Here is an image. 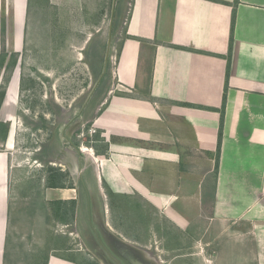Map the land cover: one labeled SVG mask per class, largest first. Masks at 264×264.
Returning a JSON list of instances; mask_svg holds the SVG:
<instances>
[{
  "label": "crops",
  "instance_id": "obj_1",
  "mask_svg": "<svg viewBox=\"0 0 264 264\" xmlns=\"http://www.w3.org/2000/svg\"><path fill=\"white\" fill-rule=\"evenodd\" d=\"M75 5L62 27L76 15L90 25L76 14L89 11L111 30L113 0ZM114 12L122 39L100 75L110 89L83 109L92 145L71 143L63 125L57 166L0 150V264L139 257L114 232L130 225L124 202L143 231L151 215L185 230L211 210L219 244L200 264H264V0H120ZM37 16L29 0H0V46L17 50ZM223 222L233 234L220 235Z\"/></svg>",
  "mask_w": 264,
  "mask_h": 264
},
{
  "label": "rangeland",
  "instance_id": "obj_2",
  "mask_svg": "<svg viewBox=\"0 0 264 264\" xmlns=\"http://www.w3.org/2000/svg\"><path fill=\"white\" fill-rule=\"evenodd\" d=\"M51 1L29 0L31 15L39 16L28 26L25 39L20 40L22 44L17 50L0 46V94L3 93L0 106L4 102L0 111V150L12 143L19 155L26 156L28 161L42 158L35 163L49 168L53 164L57 166L56 157L61 159L56 138L58 135L60 139L62 133L58 130L63 125L69 128L71 143L86 148L92 145L95 135H89L88 130L94 127L84 121L83 109L88 106L89 98L98 101L109 91L110 86L104 84L100 75L109 53L117 59L122 39L114 12L120 0H113L111 30L109 17L105 19L104 15L89 11L76 14L90 15V25L86 26L89 20L76 15V19L68 17L62 27L63 14L69 13L62 10L72 7L76 11L75 3L80 0H73L75 3L54 0V4ZM7 100H11L9 104ZM69 145L61 141V148ZM136 205L126 202L123 207L119 205L120 218L125 220L128 217L123 216L127 214L131 220L130 225L122 228L124 233L118 231L120 228L114 232L128 244L136 245L144 260L153 264H200L208 254L210 257L217 244V229L212 228L219 220L217 214L204 210L200 224L192 223L185 230L171 220L164 221L162 214L159 218L151 215L153 226L143 231L135 224L140 225L142 219L132 213ZM116 217L119 218L117 212ZM257 217L263 218V214ZM225 224L220 227V235L230 233L231 227ZM135 254L138 256V252Z\"/></svg>",
  "mask_w": 264,
  "mask_h": 264
},
{
  "label": "water",
  "instance_id": "obj_3",
  "mask_svg": "<svg viewBox=\"0 0 264 264\" xmlns=\"http://www.w3.org/2000/svg\"><path fill=\"white\" fill-rule=\"evenodd\" d=\"M132 253H128V252H123L122 256L124 258V260L128 263V264H153L149 261L144 260L140 255L139 257H136L135 252H138L137 250H135L134 248H131ZM139 254V253H138ZM106 264H112L110 261L105 260Z\"/></svg>",
  "mask_w": 264,
  "mask_h": 264
},
{
  "label": "flooded vegetation",
  "instance_id": "obj_4",
  "mask_svg": "<svg viewBox=\"0 0 264 264\" xmlns=\"http://www.w3.org/2000/svg\"><path fill=\"white\" fill-rule=\"evenodd\" d=\"M91 99V98H90ZM90 103H91V101H89V103H87V107H86V112L89 110L88 108L90 107ZM88 109V110H87ZM103 236V235H102ZM95 239V236H93V235H91V239ZM87 240H90L89 238H87ZM101 238L99 237V235H98V237H97V239H96V244L97 245H99V246H104L102 243H101ZM102 250V249H101ZM117 262H118V264H128V263H126V261L125 260H121V259H119V260H117Z\"/></svg>",
  "mask_w": 264,
  "mask_h": 264
},
{
  "label": "trees",
  "instance_id": "obj_5",
  "mask_svg": "<svg viewBox=\"0 0 264 264\" xmlns=\"http://www.w3.org/2000/svg\"><path fill=\"white\" fill-rule=\"evenodd\" d=\"M3 99V93L2 94H0V102H1V100ZM225 100V99H224ZM223 105H224V101H223ZM221 129H222V121H221V123H220V132H219V137H220V134H221Z\"/></svg>",
  "mask_w": 264,
  "mask_h": 264
},
{
  "label": "built area",
  "instance_id": "obj_6",
  "mask_svg": "<svg viewBox=\"0 0 264 264\" xmlns=\"http://www.w3.org/2000/svg\"><path fill=\"white\" fill-rule=\"evenodd\" d=\"M95 131H96L95 129H90V130H89V133H90V134H94Z\"/></svg>",
  "mask_w": 264,
  "mask_h": 264
},
{
  "label": "bare ground",
  "instance_id": "obj_7",
  "mask_svg": "<svg viewBox=\"0 0 264 264\" xmlns=\"http://www.w3.org/2000/svg\"><path fill=\"white\" fill-rule=\"evenodd\" d=\"M10 101H11V100H10ZM10 101L7 100V103H6V104H9ZM3 109H4V108H3ZM6 110H7V109H6ZM84 151H85V152H88V151H90V150H88V149H84ZM88 155H89V154H88Z\"/></svg>",
  "mask_w": 264,
  "mask_h": 264
},
{
  "label": "clouds",
  "instance_id": "obj_8",
  "mask_svg": "<svg viewBox=\"0 0 264 264\" xmlns=\"http://www.w3.org/2000/svg\"><path fill=\"white\" fill-rule=\"evenodd\" d=\"M88 131H89V130H88ZM95 133H96V131H95ZM95 133H94V134H95ZM89 135H93V134H90V133H89Z\"/></svg>",
  "mask_w": 264,
  "mask_h": 264
}]
</instances>
